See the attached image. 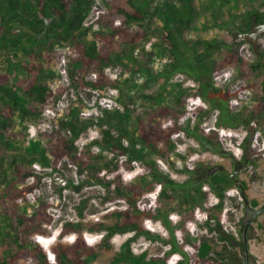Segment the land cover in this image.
<instances>
[{"label": "trees", "instance_id": "16d2710c", "mask_svg": "<svg viewBox=\"0 0 264 264\" xmlns=\"http://www.w3.org/2000/svg\"><path fill=\"white\" fill-rule=\"evenodd\" d=\"M192 1L160 0L154 3L152 0H127L123 3L112 0L108 1L105 12L99 17V21L108 27L109 36L122 33L125 44L132 47L149 40L151 34L161 37V51L169 58L165 67L159 72H153L149 67L139 65L131 74L143 73L146 80L163 78L165 82L177 74H183L195 82V87H179L174 91V100L180 108L176 114L170 113L168 106L159 108L160 114L171 117L169 124L159 128L140 127L135 135V132L129 130L131 115L126 107L120 110L97 106V114L84 117L80 108L72 106L64 118L50 124L48 136L51 160L38 140H29L24 148L14 146L9 140H1L13 157L7 165L10 176L0 166V206L5 205L7 200L12 203L5 207L4 215L0 219V264H12L24 257L30 258L29 264H89L99 256H103L100 264H152L150 260H146V252L138 255L132 253L130 244L138 236L169 245V249L160 258L163 264L167 263L173 253L180 255L176 264H189L186 249L188 237L178 239L175 228L183 229L184 224L192 217L193 208L204 203L208 204L205 208L208 222L212 219L215 221V226H209L210 230L216 229L219 239H226L220 227V215L225 199L224 188L232 186L229 174L220 171L211 174L208 166L198 162L181 169L180 172L186 174V178L176 181L158 168L155 159L145 158L147 154H155L170 164L166 153L174 149L171 137L178 133L193 138L202 149L211 148L212 151L221 153L220 140L214 130L204 135L200 132L199 125L192 127L189 122L186 125L180 124L179 118L185 112L184 102L191 95L208 103L209 109L203 113L217 111V125L232 128L240 126L249 131L239 144L243 149L240 161L246 162L247 166L256 167L258 163L255 156L264 154V143L261 148L251 147L249 144L253 132L257 131L251 125L264 121V54L260 50L261 45L258 44L255 59L249 65L244 64L240 48L228 49L222 62H217L216 54L231 44L218 38H186L185 32L191 28L195 16ZM224 1L220 3L224 4ZM93 2L94 0H0V53L4 63V71L0 72V136L3 132L10 134L15 117L36 120L45 107L56 109L61 93L55 92L43 82L56 77L57 73L50 68H44L43 61L50 62L67 57L66 88L72 89L75 94L83 89L94 91L101 97L108 95V91L112 89L122 93L119 77H111L108 70H130L123 62L124 53L113 50L110 42L106 43V52H99L95 41L89 42L85 39L91 26H85L84 21ZM154 19L161 23L157 29L151 28ZM116 21L120 24L115 25ZM253 23H264V6L251 7L241 16H232L222 24L215 25L227 28L230 32H246ZM131 24H136L139 30L132 34L124 32L125 26ZM95 34L101 35V32ZM28 56H32V60ZM237 65L238 77L242 80H247L256 73L262 74V94L255 98L256 104L248 116H239L233 109L231 101L237 97L238 90H232L228 85L219 84L215 80L229 66ZM17 71L26 72L31 77L24 86L12 80ZM1 78L4 80L1 81ZM91 127H98L100 139L90 143L101 151L115 150L129 161L139 160L147 164L150 180H143L144 190H151L155 184H159L161 188L158 197L169 201L176 199L175 194H179L178 205H185L187 210L178 224L172 225L169 211L141 208L137 203V195L141 191L138 190V187L141 189L139 185L124 186L120 176L105 179L101 175L104 165L102 166L99 158L79 154L76 141ZM25 160L29 164L37 163L42 168H51L52 171H57L63 163H76L79 174L84 170L90 173L92 181H86L87 183L103 189V193L96 196L102 204L121 200L125 206L114 208L102 215V219L115 217L116 220L111 224L98 220L83 226L80 222L65 221L58 238L74 234V239L70 244L57 241L51 247L54 254V260L51 261L45 249L32 238L48 233L42 226L50 223L52 219L45 212L46 206L41 203L30 221L16 209V201L25 198L36 182L23 187L19 184L30 177L38 180L35 170H24L21 167L20 162ZM205 183L210 185V192L217 197V203L207 202L210 192L203 191ZM242 184L247 190L246 181H242ZM81 186L82 182L73 185L76 191ZM251 204L256 206L258 202L253 199ZM78 211L82 214V206ZM145 218L161 221L169 236L163 238L152 234L142 225ZM84 229L103 233L96 246L87 243ZM127 233H132V236L121 244L119 251H114L112 237ZM212 249L210 241L203 240L198 257L204 258ZM224 249L227 250L226 246Z\"/></svg>", "mask_w": 264, "mask_h": 264}, {"label": "rangeland", "instance_id": "374dc122", "mask_svg": "<svg viewBox=\"0 0 264 264\" xmlns=\"http://www.w3.org/2000/svg\"><path fill=\"white\" fill-rule=\"evenodd\" d=\"M108 1L112 0H94L92 8L84 21L85 26H91V30L85 39L89 42L95 41L99 52H106L108 49L106 43L110 42L113 50L124 53L123 62L130 70L118 72L108 70L111 77H119L122 93L120 94L119 91L112 89L108 91V95L101 97L94 91L90 92L87 89H83L78 94H75L72 89L66 88L68 86L66 79L67 57L50 62L42 60L44 68H50L57 73L56 77L48 78L43 83L55 92L61 93V97L57 102L56 109L45 107L39 119H20L15 117L11 125L10 134L3 132V135L0 136V166L3 171H6V174L9 173L7 176H10V171H7V165L13 155L2 144V139L9 140L14 146L20 148L27 146L29 140H38L42 147L46 149V155L51 160L50 138L48 136L50 124L52 121L64 118L72 106L80 108V113L84 117L97 114V106L109 109L119 108L120 110L126 107L131 115L129 130L135 132V135H137L140 127L147 128L151 126L159 128L169 124L171 117L160 114L158 112L159 108L168 106L169 112L176 114L180 108L174 100V91L179 87L196 86L191 78L183 74H177L167 82L163 78L146 80L143 73L131 74V71L137 69L139 65H145L153 72H159L169 62V58L161 51V37H158V34H151L149 40L136 44L133 47L125 44L126 40L122 33L115 34L113 37L109 36L107 33L108 27L99 21L100 15L107 8ZM120 1L125 3L127 0ZM152 1L155 3L160 0ZM192 4L195 8V16L191 28L185 34L186 38H218L228 42H231L232 39L228 37L222 27L215 25V23L222 24L232 16H241L251 7H263L262 0H226L224 4L216 0H193ZM116 24H120V22L116 21ZM160 25L161 23L156 19L151 22L152 29H157ZM137 30L139 28L136 24H131L124 28V32L128 34H132ZM94 32H101V35ZM262 40H264V36ZM257 49L258 44L256 47H251L248 41L243 40L240 42V50L245 65L253 62ZM260 50L264 54V47H260ZM225 55V50L218 52L215 56L216 61L222 62ZM28 59L32 60V56H28ZM238 69V65L229 66L226 72L221 76H217L215 80L219 84L228 85L232 90H238L237 97L231 101L233 109L239 116H248L252 107L256 104L255 98L262 94V74L256 73V75L251 76L249 79L242 80L238 77ZM3 71L4 63L0 53V72ZM30 79V75L23 71H17L12 76V80L21 86H24ZM2 80L4 78H1ZM183 107L185 112L179 118L180 124L186 125L189 122L192 127L199 125L200 132L204 135H208L214 130L220 140L221 149L230 153L232 158L239 160L243 153V149L239 144L249 131L240 126L232 128L217 125V111L211 110L207 114L203 113L209 109V105L199 97L189 96L184 102ZM251 126L252 128L256 127L257 131L253 132L249 144L251 147L256 146L261 148L264 143V121L260 123L256 122L255 125ZM171 138L174 143V149L166 153L170 164L161 160L155 154H147L145 158L155 159L158 168L162 172L169 174L176 181H183L186 178V174L180 172L181 169L191 167L198 162H202L210 167L219 164L224 166L229 172L231 171L229 161L224 159L221 154L202 149L196 140L187 137L184 133L175 134ZM95 139H100V133L98 132V127H91L76 141L79 154L99 158L102 166L104 165L101 175L105 176V179H113L115 176H120L124 186L131 184L139 185L141 189L138 187V190L141 191L137 195L138 205L141 208L154 211L157 209L162 212L169 211L172 225L178 224L187 210L185 205H178L179 194H175L174 198L176 199L169 201L166 198L158 197V191L161 188L159 184H155L151 190H144L143 180L147 182L150 180L147 164L139 160L129 161L125 156L117 154L115 150L101 151L97 146L90 143ZM15 154L18 153L15 152ZM255 158L258 165L256 167L243 165L240 178L246 180V196L248 200L254 199L257 200L258 204H261L264 201V154H259ZM20 163L24 170H35L38 180L35 181L33 177H30L19 184L20 187H23L36 182L33 190L25 198H20L16 201V209L30 221L35 211L40 208L41 203L46 206L45 212L51 215L52 219L50 223L43 224L42 226L46 228L48 233L46 235H35L32 238L45 249L51 261L54 260L51 247L57 241L70 244L74 239V234L58 238L62 224L65 221L80 222L83 226L98 220L111 224L116 218L110 216L102 219V215L114 208H123L125 206V203L121 200L102 204L96 196L103 193V189L98 185L87 183L86 181H92L90 173L84 170L83 173L79 174V167L76 163L66 165L63 163L57 171H52L48 167L42 168L37 163L29 164L26 160ZM80 182H82V186L76 191L73 185H78ZM208 201L210 204H215L218 200L216 196L209 195ZM242 203V198L237 192V188L231 186L225 193L223 209L226 216L233 213V217H222L223 226H226L225 228L230 231H234L233 220L237 225L239 224L238 219L241 218ZM10 204H12L11 201L7 200L5 205L0 206V219L4 215L5 207L10 206ZM80 206H82V214L78 211ZM194 217L198 220H203L205 219V214L201 211L197 217L195 215ZM32 221L40 223L37 220ZM142 225L152 234H158L163 238L169 236V232L159 220L145 218L142 221ZM191 228L192 226L189 223H185L183 229L180 227L175 228V234L178 239H183L188 234L190 235ZM102 236L103 233H93L84 229V237L90 246H96ZM130 236H132V233L113 236L114 251H119L121 244ZM258 248H260L258 255L259 264H264V247L251 246V249L254 251L258 250ZM130 249L135 255L146 252L145 258L146 260H150L152 264H163L160 258L169 249V245L138 236L131 242ZM102 257H97L89 264H100ZM179 258V254L175 253L168 258L166 264H176ZM29 263L30 258L24 257L14 261L12 264Z\"/></svg>", "mask_w": 264, "mask_h": 264}, {"label": "flooded vegetation", "instance_id": "af4514ba", "mask_svg": "<svg viewBox=\"0 0 264 264\" xmlns=\"http://www.w3.org/2000/svg\"><path fill=\"white\" fill-rule=\"evenodd\" d=\"M216 1H219L220 3L224 0ZM262 6H264V0H262ZM257 25L259 24L253 23L246 32H241L238 30L230 32L229 29L223 28L232 41L228 42L222 39L225 42L231 44L230 47L223 48L222 50L228 51V49L235 50L240 48V42L243 41L241 36L250 32ZM263 36L264 34L258 37L257 44L260 43V39H262ZM248 43L251 47H255L252 41H248ZM205 150L214 152L211 148H207ZM219 154H221L224 159L229 161L231 165V171L229 172L224 166L218 164L212 167L208 166L209 172L214 174L216 171H220L227 172L229 174L232 180V186L237 188V192L242 198L243 203L242 213L240 216L241 218L238 219V225L234 220L232 221L235 227L233 228L234 231H230L229 229L225 228L226 226H223L222 217L226 215L224 209H222V213L220 215V227L221 230H223L222 232L226 236V239L220 240L218 237V231L216 229L210 230L209 228V226H215V221L212 219L209 223L207 220L208 214L205 208L208 207V204L204 203L203 205L195 206L193 208L192 217L187 221V223L192 226L190 235H187L188 243L186 247L189 254V264H259L258 255L260 248L254 251L251 249V246L254 245L255 247H264V201L261 204L253 206L251 204L253 199L248 200L246 196V190L242 184V181L246 180L240 178V175L242 174V166L246 165V162L232 158L230 153L225 152L222 149L221 153ZM229 188H231V186L224 188V192L226 193ZM203 191H211V187L208 183L204 184ZM210 195H214V193L210 192ZM207 202L209 203V201ZM201 211L205 214V219L198 220L194 217V215L197 217ZM229 216L233 217V213L228 214L226 217L228 218ZM205 239L210 241L213 249L201 259L198 257L199 247L202 241ZM224 246H226L227 250L224 249Z\"/></svg>", "mask_w": 264, "mask_h": 264}, {"label": "water", "instance_id": "95a60500", "mask_svg": "<svg viewBox=\"0 0 264 264\" xmlns=\"http://www.w3.org/2000/svg\"><path fill=\"white\" fill-rule=\"evenodd\" d=\"M264 34V23L254 27L250 32L241 36L244 41H252L254 46H257V39L260 35Z\"/></svg>", "mask_w": 264, "mask_h": 264}, {"label": "built area", "instance_id": "2783aa9c", "mask_svg": "<svg viewBox=\"0 0 264 264\" xmlns=\"http://www.w3.org/2000/svg\"><path fill=\"white\" fill-rule=\"evenodd\" d=\"M261 47H264V40L260 39Z\"/></svg>", "mask_w": 264, "mask_h": 264}]
</instances>
